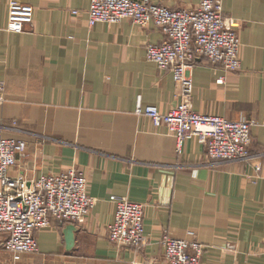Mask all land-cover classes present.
I'll return each instance as SVG.
<instances>
[{"label": "crops", "instance_id": "0c3cea01", "mask_svg": "<svg viewBox=\"0 0 264 264\" xmlns=\"http://www.w3.org/2000/svg\"><path fill=\"white\" fill-rule=\"evenodd\" d=\"M11 1L35 6L32 29L8 31ZM151 1L191 9L202 0ZM223 3L225 14L241 23V69L199 60L193 106L258 123L251 129V157L233 162L211 161L196 138L179 149L176 137L137 113L140 102L162 113L180 102L171 72L146 58L147 45L164 38L155 24L90 26L91 0H0V129L27 142L10 174L31 179L75 167L96 199L76 225L71 250L67 224L37 233L32 264L161 262L166 231L203 243L204 264H264V0ZM113 196L145 206L147 242L138 251L109 240ZM24 257L14 264L30 260ZM9 261L0 244V264Z\"/></svg>", "mask_w": 264, "mask_h": 264}, {"label": "built area", "instance_id": "2783aa9c", "mask_svg": "<svg viewBox=\"0 0 264 264\" xmlns=\"http://www.w3.org/2000/svg\"><path fill=\"white\" fill-rule=\"evenodd\" d=\"M34 15V5L11 1L8 31L23 33L32 29ZM124 20L141 27L155 24L162 30L163 40L147 45L146 58L159 69L169 70L179 89L180 102L168 112L162 113L155 105L144 107L140 102L137 113L176 137L179 149L184 141L196 138L213 162L249 159L251 129L258 124L255 120L205 114L193 106V71L199 60L208 59L224 71L241 69V23L224 13L223 0H202L191 9H172L151 0H91L90 26ZM26 149L24 139L8 137L0 129V244L14 262L38 252L39 231L53 224H82L96 205V199L88 194L87 176L75 167L40 178L12 176L11 169ZM112 201L115 212L108 225L110 242L118 248L138 251L147 242L145 206L123 196H113ZM160 243L163 261L150 259L133 264H204L205 247L197 239L165 233Z\"/></svg>", "mask_w": 264, "mask_h": 264}, {"label": "rangeland", "instance_id": "374dc122", "mask_svg": "<svg viewBox=\"0 0 264 264\" xmlns=\"http://www.w3.org/2000/svg\"><path fill=\"white\" fill-rule=\"evenodd\" d=\"M22 3V2H21ZM223 9H224V3H223ZM225 13V12H224ZM227 15V14H226ZM228 16H230V15H228ZM233 17V16H232ZM221 68V67H220ZM218 80H220V78L218 79ZM193 83H194V81H193ZM218 83H220L219 81H218ZM197 110V109H196ZM198 111V110H197ZM200 112V111H199ZM76 226V225H75ZM165 233H169L168 231H166ZM164 233V234H165ZM163 234V235H164ZM170 235H172L171 233H169ZM37 241H38V239H37ZM38 244H39V242H38ZM4 249V248H3ZM5 251V250H4ZM5 253L7 254V256H8V258H9V264H14V263H16V262H14L13 260H12V258H11V255L7 252V251H5ZM36 253H34V254H26L25 255V257H24V259H30L29 261L27 260L26 261V263L25 264H32V260H31V258H32V256L33 255H35ZM42 258H44V257H42ZM24 259H23V261H24ZM70 259H68V258H65L64 259V262H62V263H59V261L58 260H56V262H52L51 264H94L93 262H91V261H89L88 259H85V260H82V259H78L76 262H70L69 261ZM73 261V260H72ZM18 262V261H17ZM42 262V264H50V263H48V260H42L41 261Z\"/></svg>", "mask_w": 264, "mask_h": 264}, {"label": "water", "instance_id": "95a60500", "mask_svg": "<svg viewBox=\"0 0 264 264\" xmlns=\"http://www.w3.org/2000/svg\"><path fill=\"white\" fill-rule=\"evenodd\" d=\"M75 231H76V226L74 224H67V226L65 227V230H64L65 241H66L68 250H71L74 247Z\"/></svg>", "mask_w": 264, "mask_h": 264}]
</instances>
